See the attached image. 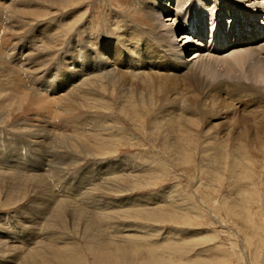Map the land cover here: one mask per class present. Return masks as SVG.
Instances as JSON below:
<instances>
[{"label": "rangeland", "instance_id": "374dc122", "mask_svg": "<svg viewBox=\"0 0 264 264\" xmlns=\"http://www.w3.org/2000/svg\"><path fill=\"white\" fill-rule=\"evenodd\" d=\"M209 1L216 0H204L205 3ZM219 1L221 5L208 4L211 8L218 5L213 11L218 18L214 16L213 20L218 22L219 30L229 25V22L232 23L229 26L241 25L234 21L237 17L225 18L228 5L235 7L238 17L245 13L252 19V12L257 14L254 15L256 18L264 17V13L260 14L264 9L257 8V3L262 0ZM18 2L20 3V0H9L3 3L4 14L0 11V64L3 63L0 65V163L5 161L14 168L0 166V264H29L31 259L36 260L31 264H264V137L259 139L250 136L246 139L225 136L224 133L206 128L197 105L189 111H175L181 105L162 106L150 90L137 92L132 89L113 88L106 97L108 124L113 126L108 127L110 130L106 132L112 134L96 133L86 139L82 136L80 141H84L87 144L85 145L79 141L75 143L76 139L71 138L77 137V134L74 132V124L68 123L67 118H64L63 125L57 131H64V135L49 137L51 134L39 129L47 118L44 112L31 109L32 106L28 108V102L23 101L25 98L13 90L20 86L17 91L23 88L20 90L23 95L37 98V95L41 94L43 97L46 94H42L45 88L53 89L55 82L62 80L54 92H47L52 97L58 95L71 82L72 77L68 69L73 62L67 69L62 70V73H58V77L55 67L59 64L65 43L70 38L79 36L77 30H81L82 36H86L88 32L96 35L109 26L120 32L123 31L121 25L125 18L132 22L134 20L138 26L152 31L155 30L154 21L144 11L156 10L166 3L161 20L172 19L164 23L165 28H181L175 34L182 32L183 38H188L178 43L179 48H183V42L188 41L183 45H187L183 48L185 60L195 57L191 61L192 64L207 57L213 64H216L215 60H219L220 69L237 74L246 84L251 82L256 86H263L264 89V72L258 74L256 68H249V63L255 60H262V65L264 64V36L260 31L253 34L254 28L252 30L240 27L245 31V37L252 33L249 41L245 42L238 31L241 39L236 42H240V46L236 43L228 46L227 49H231L226 51V47L221 50L216 42L218 44L232 35L228 32L220 35L217 32L219 38H209L213 28L209 21L213 20H202L203 15L196 0H86L66 13L57 12L61 10V5L51 6L41 4L37 0H26L28 8H23ZM17 5L20 8L14 9ZM26 11L31 12L30 17ZM84 12L89 14L87 21L82 19L76 22L75 19ZM1 14L6 15L2 18ZM9 14L11 18L7 17ZM204 14L205 18L209 19V12L204 11ZM24 17L26 18L23 19ZM202 21L204 22L201 24ZM246 21L249 25L254 23V20L250 22L248 18ZM74 23L77 27L74 31L76 34L72 33ZM50 24L54 27L46 34L42 28L46 25L49 28ZM191 24L204 32L192 28V34L186 29V26ZM53 32L56 36L47 43L48 35ZM60 33H65L66 37L61 38ZM32 37L37 41L34 43L35 49L31 48L29 51L33 61L29 59L27 51L20 55L22 49L31 46ZM112 37L111 35V39ZM178 39H182L180 35ZM153 46L157 50V47ZM134 47L137 51L144 49L138 45ZM250 51L256 52L250 54L248 60H239L243 54ZM43 52L49 53L46 57L45 54L42 56L48 59L47 63L41 66V72L31 74L32 63L38 61L37 56ZM33 54L36 56L33 57ZM121 54L126 55L127 52ZM17 55V66L24 67L19 69L20 76L11 68ZM85 61L92 69L98 66L94 59ZM82 70L89 71V67L83 66ZM66 71L69 73L66 74ZM165 71L173 72L167 65ZM198 71L204 81L211 80L204 72ZM11 73L13 76L16 74L15 79L10 78L13 77ZM165 75L171 76L175 82H182L181 77ZM17 76L20 77V82L17 81ZM253 76L256 77L255 81ZM221 79H224L223 85L230 91L232 82ZM14 83H17V86ZM62 84L64 86L61 89ZM13 86L16 87L11 88ZM157 86L155 84L154 89ZM67 99L66 102L58 101L57 105L69 106L66 103L71 98ZM252 102L256 104L255 101ZM50 108L53 110L55 107ZM238 108L237 105L236 110H239ZM231 111L235 115L240 114L233 108ZM71 115L66 113L64 116ZM182 116H186L187 121L177 122ZM244 116L246 113L241 112L240 117ZM169 117L175 120L172 131H168L165 126L168 125ZM226 120H229V117ZM53 128L57 130L58 126ZM48 138H51L52 143L46 141L41 144V141ZM30 157L42 159L38 164L45 162L46 158L52 162L49 164L51 168L52 165L67 167L68 171L51 174L52 169L45 168L43 171V168H38L43 174H48L43 181L49 182V186L42 183L39 187L37 182L28 177V173L37 170V163H31ZM16 158L18 162L15 164L13 161ZM23 160L28 162L24 169ZM60 161H65L67 165H59ZM114 162H117L115 169L109 170ZM92 170L102 175L94 176L93 181L85 184L86 187L82 189L85 196L75 197V201L54 202L64 182H67L68 186L69 181L75 182L79 177L90 176ZM100 177L104 179L95 180ZM59 194L61 195L60 192ZM76 194L79 193L76 191ZM46 197L49 201H45ZM125 200L130 201L132 205H125ZM85 201L88 202L86 207L82 205ZM94 203L102 206V211L91 206ZM76 207L86 210L82 211V221L73 215V209ZM92 210L105 213V216L99 221H93L91 217L96 212ZM20 231L28 238L36 237L38 244L33 241L34 245H25L14 241L13 239L19 240L24 236L19 234ZM39 243L41 246L49 243L50 247H40Z\"/></svg>", "mask_w": 264, "mask_h": 264}, {"label": "bare ground", "instance_id": "6f19581e", "mask_svg": "<svg viewBox=\"0 0 264 264\" xmlns=\"http://www.w3.org/2000/svg\"><path fill=\"white\" fill-rule=\"evenodd\" d=\"M7 1H9V0H0V11L1 12L5 8L3 3H6ZM37 1L41 2V4H44V5L45 4L51 5V6L61 5V10H57V12L63 11L64 13H66L67 10L68 11L74 10L79 5H82L86 0H84V1L83 0L82 1H79V0H37ZM196 1L199 2L198 9H199V11L202 12V15H203L202 20L206 19L205 22H208L209 20L215 19L214 16H216V18H218L217 15L214 14V12H213L214 9H216V7H218V5L216 4L214 7L211 8L208 4L209 3H219L220 4L219 0L209 1L206 3L204 2V0H196ZM17 4H19L23 8H26V7L28 8V6H27L28 2L26 3V0H20V3L18 2ZM166 6H167V3L165 5H162V7H158L156 10L144 11L146 14H148L150 16L152 21H154V29L155 30H152V31H150L149 29H145L141 26H138L134 20L132 22V21L125 19V18H124L122 25H121V27L123 28V31H120V32H117L118 30L116 31V30L111 29V27L109 26L108 29H106V30L103 29V32H100L96 35H93L91 32H88V34L86 36H82L81 30L80 29L77 30L76 33L79 36L74 37V38H70L68 40V42L65 43V45L63 44L64 47L61 50V54L59 57V64H57L55 67L56 72H57V77H58V73H62V70L67 69L69 64L73 62L71 67L68 69L70 71V76L72 77L71 82L62 91H60L58 93V95L52 97V96H49L48 93L51 90H53V92H54L62 80H57L54 84L53 89L46 90V88H45V90L42 91L43 93L41 92L42 94H44V92H46V94L43 95V97L39 93H38L39 95H37V98L30 97L29 95H23V92L20 91L23 88H21L19 90V92L17 91L20 86L18 87V89L17 88L13 89V90H15L16 94L25 98V99H23V101L28 102V103H26L28 108L30 106H32V107H30L31 109L35 108L38 110V112H40V110H42L44 112L43 114L47 118L43 117V119L45 118V123H43L39 127V129L45 130L47 133L51 134L49 136L51 138L57 136V134H60L59 136H62V135H64V131L60 132V133H57V131L59 130V127L63 125L64 118H67L69 120L68 123H70L72 125L74 124L73 126H75L74 132L77 134V137H71L73 140L76 139V140H74L75 143H77V141H79V142H82L85 145H87L84 141H80V137H82V136H84V138L86 139V138H89L90 136H92L96 133L101 134V135L112 134L109 131L106 132V130H110L109 128L113 127V126L108 124L107 114H109L108 113L109 110H108V103H107L106 97L109 94L110 90H112L113 88H118V89L119 88H125V89H132V90H135L137 92H140L141 90H150V91H152L150 93H153L155 95L156 100L162 106L163 105L168 106V105H172V104L181 105V106L177 107L175 109V111H178V109H186L187 111H189L194 105H197L199 108V111H200L201 118H203V121L206 124V128L208 130H212L213 132H219L221 134L224 133L225 136L230 135L233 138L242 137V138L248 139L250 136H255V137H259V139H262L264 137V89H263V86H256L255 84H253L251 82H250V84H246L241 80V78L237 74L230 73V72H227L225 70L220 69L221 67L219 64L220 63L219 60H215L216 64H213V62L210 59H207L208 57L206 59H200L197 63L195 61L194 64H192L191 61L195 57L191 58L190 60H185L184 59L185 57L183 56L184 55L183 50L187 47V45H186V47H184L183 45L185 43H187L188 41L183 42V44L181 45L184 49L179 48L180 46L178 43L180 41L181 42L184 41L183 39L186 40L188 38L187 37L183 38V36L181 35L182 32H181V34L179 33L178 35L175 34L177 31L181 30V28L177 29L174 26H170L169 28H165L164 23L168 20L172 21V19H170V18H168L166 21L161 20V15L163 13V9L166 10V8H165ZM17 7H18V5L14 9H17ZM258 7H260L261 10L264 9V0L259 1L257 3V8ZM18 8H20V7H18ZM226 9H227V13H226L227 15H225V18L231 19L233 17H237V20H234V21L238 24H241V25L229 26L231 23V22H229V25H227V26H225L219 30L220 26H219L217 21H214V20L209 21V22H211V24H213V28L211 29L212 31L210 33L209 38H212L214 36H218L219 34L217 35V32H219L220 35H222L221 33H224V32H226V33L228 32L229 35H232L229 39L221 38L223 40L220 41L218 44L216 42V45L217 46L220 45L219 48H222L221 50H224L223 48H225V47H226V51L231 49L230 47L227 49V47L232 46V45H236V43H237L236 41L238 39H241V38H239V36L242 37L245 40V42L249 41V39H250L249 37L251 36L252 33L249 35V37H245L244 36L245 31L242 30L240 27H244V28L246 27L247 29L248 28L249 29L254 28L257 32L254 30L253 34L258 33V31H260V34L264 36V22H263L264 17H263V19H261L260 18L261 16H260L259 18L257 17L258 18L257 19L255 17V16H257V14L255 12L250 13V15H253V16H251L252 19H250V16L246 15L245 13L240 14V16L238 17L234 6L228 5L226 7ZM236 9H237V6H236ZM204 11L209 12V17H208L209 19L205 18ZM3 12H5V11H3ZM18 13L20 14L21 12H18ZM26 13L27 14L29 13V15H28L29 17L31 16L30 15L31 12L26 11ZM263 13L264 12L260 11V14H263ZM3 14H1V16ZM23 14H25V11ZM231 14H233L234 16H232ZM5 15H3L2 18H4ZM10 15L11 14H9V16H7V17L11 18ZM23 16H26V15H23ZM172 16H173V14H172ZM240 17H241V19H240ZM25 18L26 17H24L23 19H25ZM88 18H89V14L84 12V14L82 16H79L78 19L76 18L75 21L80 22L82 19L86 20ZM247 18L250 20V22L254 20V23L253 24L250 23V25H249V22L246 21ZM0 19H1V17H0ZM37 19H39V18H33V20H37ZM2 21H3V19L1 20V23H3ZM203 22L204 21H202L201 24ZM105 24H106V22H105ZM72 25L74 26V28L72 29V33H74V31L77 29V27H76L75 23ZM6 27H7V25H6ZM13 27H14V25H13ZM48 27L49 28H47V25H46L44 28H42V29H44V31L47 32V33L45 32L46 34H48L51 31V29H53L54 25L50 24V25H48ZM162 27H164V29H162ZM3 28H5V26H3ZM192 28H196V26L193 24H191V26L190 25L186 26V29L190 32L192 31ZM11 30H10V33H11ZM86 31H87V29H86ZM88 31H89V28H88ZM238 31L240 32V35L237 34ZM198 32H204V31L198 30ZM76 33H74V34H76ZM60 34H61V38L63 36L66 37L65 33H60ZM85 34H86V32H85ZM110 34L113 36L112 39H111ZM54 35L56 36V34H54V32L51 35H48L49 39H47L46 42L49 43ZM108 35H110V36H108ZM179 35L182 38L180 40L178 39ZM188 35L191 36L190 33ZM57 38H59V37H57ZM218 38H219V36H218ZM257 38H259V37H257ZM3 41H4V39H3ZM30 41H31V46L28 48H24L21 51L19 50L20 55H23L25 53V51H27L29 54V51L31 50V48L35 49L34 46L36 44H34V43L35 42L37 43L36 38L32 37L30 39ZM132 44H134V45H132ZM152 44L157 47V50L155 49V47ZM237 44L240 46V42ZM136 45L142 46V47H144V49L141 51H137V50H135V47H134ZM36 48H37V46H36ZM128 49L130 51H128ZM50 51H52V50H50ZM50 51H47V52H50ZM211 51H213V49ZM256 51H258V50H256ZM256 51L246 52L245 54H243V56L240 57L239 60H241V61H244L246 59L248 60L251 57L250 54H252L253 52L255 53ZM0 52H1V49H0ZM3 52H6V51H3ZM47 52H43L39 56H37L39 58V60L36 61L35 63H32L33 66H32L31 74H34L35 72H41L40 71L41 66L42 65L44 66L48 61V59L42 58V56H43V54H45V57H46V54L48 56L49 53H47ZM121 52L122 53L127 52V54L122 55ZM3 54H6V53H3ZM258 54H259V52H258ZM0 56H2V55H0ZM7 56H8V54H7ZM34 56H36V54H33V57ZM31 58L32 57H31V53H30L29 59L31 61H33ZM257 58H259V57H257ZM92 59H94L98 62V66L96 69H92L89 66V64L85 61V60L90 61ZM215 59H217V58H215ZM18 60H19V55H17V57H15V64L12 65V63H11V65H12L11 68L15 71L16 74L18 73L20 76L21 73H19L20 72L19 69L22 70V68H24V67L19 68L17 66L19 63ZM262 63H263L262 60H259V61L255 60L253 63H249L250 64L249 68H251V69L256 68V72L258 74H261V72H264V64L262 65ZM2 64H0V65L2 66ZM6 64L9 65L8 63H6ZM30 64H31V62H30ZM166 65L168 66V69L170 71H173V72L165 71ZM4 66H6V65L4 64ZM83 66L89 67V71H83L82 70ZM196 66H197V68H196ZM7 67H6V69H7ZM28 67H26V69H28ZM11 68L9 67L10 70H12ZM13 70L11 72H13ZM198 70H201L202 72H204V74L211 77V80H209L207 82V79H206V81H204V78H202V76ZM69 71H66L65 73L67 74V73H69ZM22 72H24V71H22ZM13 73H11L12 76H13ZM16 74H15V76H16ZM165 74H171L173 76L181 77L180 79H182V82H175L172 80L171 76H167ZM15 76L10 77V78H14ZM19 76H17L18 78H16L17 81H19V79H20ZM27 77H25V78H27ZM22 78H24V77H22ZM35 78L36 77H34L33 79H35ZM221 78H225L226 80L232 82L231 87H230L231 88L230 91H228V88L226 85H223L225 81H224V79L222 80ZM253 78H254L253 81H255L256 77L253 76ZM214 80H217V81H214ZM6 81H7V83H9L8 79ZM64 81H65V79H64ZM212 81H214V82H212ZM22 82H24V81H22ZM14 84L16 85L17 83H14ZM155 84H157L158 86H157V88L154 89ZM21 85L23 86L24 84L21 83ZM30 85H32V84H30ZM33 86H35V84ZM60 86L62 89L64 85L62 84ZM15 87L13 86L11 88H15ZM47 87H49V85ZM32 89H34V88H32ZM28 91H30V90H28ZM35 92L33 91V93H35ZM26 93L27 92H25V94ZM33 93H32V95H33ZM243 93H245V94H243ZM20 96H18V98ZM67 98H71V100H69L66 103L70 107L69 106L61 107V106L57 105L58 101L66 102L68 100ZM252 101H255L256 104L253 103ZM247 102H249L250 105L247 104ZM188 103H190V104H188ZM237 105L239 106V108H238L239 110H236ZM17 106H19V104L16 105V107ZM50 106H53L55 108L52 110L50 108ZM231 108H233L236 112L237 111L240 112V114H241V112L246 113V116L240 117V114L238 116V115L233 114L232 111H231L232 112L231 113L230 112ZM21 112L23 113V110H21ZM65 112L67 113V115H69V114H72V115L69 117H66V116H64L66 114ZM170 117H169V119H167V121L169 120V122H167L168 125H165L166 129L168 131H172L173 123L175 122V120H171ZM185 117L186 116H182L179 119H177L176 121L180 122V123H185L187 121V119H185ZM228 117H229V120H226V118H228ZM212 122H216V123H212ZM37 125H39V124H37ZM53 126H58V129L55 130V128H53ZM63 130H64V128H63ZM178 131H179V128H178ZM51 138L45 139V141H41V144H45L46 141H48L49 143H52L50 140ZM29 144H32V143L29 142ZM78 145H79V143H78ZM80 148H83V147H80ZM39 160H42V159H32L30 157L31 163H37L36 164L37 170L32 171L33 173H28V177L33 179L34 182H37L38 183L37 185L39 187L42 183H46L49 186V182L43 181L45 179V177H47V175H48L45 173L43 174V171L45 170V168L48 170L52 169L51 174L52 173L53 174L61 173L62 170L65 173L68 171L67 167H61V166L56 167L55 165H52V168H51V165H49V164H51L52 162L46 158H44L45 162H43V163L39 162V164H38ZM13 162L16 164L18 162V159L17 158L14 159ZM7 164H8V167H6ZM60 164L67 165V164H65V161H60L59 165ZM116 164H117V162H114V164L111 165L110 169L109 168L108 169L109 170L115 169L114 165H116ZM2 165L5 168L14 169V168H12L13 165H10L9 163H6L5 161L0 163V166H2ZM27 165H28V162H25L23 160V169ZM118 166H120V165L118 164ZM30 168H32V167H30ZM38 168H43V171H39ZM80 169H82V168H80ZM107 171L108 170H106V172ZM89 174H91V175L85 176V177H79L78 181H75V182L69 181L68 186H66L67 182H64L63 186L60 187V189L57 192L59 195L58 197H61V198L63 197V199L60 200L58 197H56L57 199H55L54 202L56 201L55 203H58V202L63 201V200L75 201V197H82V195L85 196V192L82 191V189H84L86 187L85 184H88L90 181H93L92 178L94 176L102 175V174H98V171H96V170H92V172H90ZM102 178L101 177L95 178V180L99 181V179L102 180ZM69 186H71V187H69ZM76 191L79 194H76ZM39 192L41 193V191H39ZM59 192L61 193V195L59 194ZM66 193H68V194H66ZM51 199H53V198L51 197ZM45 201H49V199L46 197ZM122 202L123 201H121L120 203L122 204ZM120 203H117V204L119 205ZM123 203H125V205H126V203H127V205H132V203L128 200H125V202H123ZM82 205L88 206V202L85 201L82 203ZM114 205H116V204H114ZM91 206L96 207L100 211H102V209H103V207L99 206V204H97V203H94L93 205L91 204ZM121 207H123V206H121ZM73 211H74L73 215L76 219H80V221H82L81 219H84V217H82V215H84L82 211H86V210H84L81 207H79V208L76 207L73 209ZM92 211L96 212L95 214L92 215V217H91L92 219L90 218L93 221H99L101 218H103L105 216V213L98 212L96 210H92ZM103 212H105V209L103 210ZM97 213L100 215H98ZM78 215L81 217H78ZM86 215L88 216V214H86ZM19 234L24 235V233H22V232ZM9 240L12 241L11 238ZM13 240L19 244L24 243L25 245H28V243L30 245H34L33 241L37 244L39 242V241H37V242L35 241L36 237L28 238L26 235L22 236V239L20 238L19 240H15V239H13ZM48 244L49 243H47V244L45 243L43 246H41L39 243V246L40 247H44V246L47 247V246H49ZM52 247H54V245ZM47 252H49V251H47ZM35 261H36L35 259H31L29 264H31L32 262H35Z\"/></svg>", "mask_w": 264, "mask_h": 264}]
</instances>
